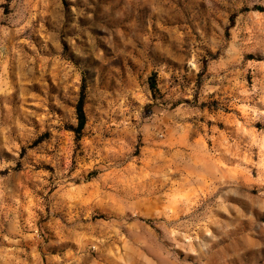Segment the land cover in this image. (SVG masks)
Segmentation results:
<instances>
[{
	"label": "rangeland",
	"instance_id": "374dc122",
	"mask_svg": "<svg viewBox=\"0 0 264 264\" xmlns=\"http://www.w3.org/2000/svg\"><path fill=\"white\" fill-rule=\"evenodd\" d=\"M257 7L0 0V264H264Z\"/></svg>",
	"mask_w": 264,
	"mask_h": 264
},
{
	"label": "trees",
	"instance_id": "16d2710c",
	"mask_svg": "<svg viewBox=\"0 0 264 264\" xmlns=\"http://www.w3.org/2000/svg\"><path fill=\"white\" fill-rule=\"evenodd\" d=\"M256 10L260 12H264V8L262 7H257ZM83 104L84 102L83 99L81 98L76 106V116H77L78 124L77 127L74 129V133L76 134L77 138L80 136L81 131L83 130L84 125L86 123V119L83 111Z\"/></svg>",
	"mask_w": 264,
	"mask_h": 264
}]
</instances>
